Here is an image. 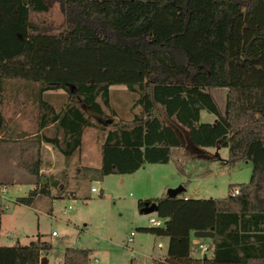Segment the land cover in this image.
Segmentation results:
<instances>
[{
	"label": "trees",
	"instance_id": "obj_1",
	"mask_svg": "<svg viewBox=\"0 0 264 264\" xmlns=\"http://www.w3.org/2000/svg\"><path fill=\"white\" fill-rule=\"evenodd\" d=\"M57 1L64 22L44 29L30 21L32 13L48 11L44 0H0V99L6 83H23L39 110L38 131L55 130L43 142L65 159L80 152L86 129L97 128L102 177L170 163L182 144L154 115L155 105L162 106L188 129L194 146L227 148L230 167L250 162L253 170L250 181L230 185L224 199L185 200L183 187L175 197L139 201L142 213L156 204L165 221L163 229L139 230L169 239L166 256L150 264H264L258 196L264 173V0ZM115 86L138 94L131 121H116L110 100ZM212 88L228 89L224 114L208 92ZM57 91L65 95L58 111L43 100L45 92ZM86 109L102 121L94 124ZM202 111L216 121L202 123ZM5 127L0 112V134ZM28 170L38 179L37 165ZM40 194L48 193L37 181L15 202L31 206ZM197 231L215 234L211 258L192 257ZM51 249L40 240L0 246V264H43ZM91 253L66 248L63 264H86Z\"/></svg>",
	"mask_w": 264,
	"mask_h": 264
},
{
	"label": "rangeland",
	"instance_id": "obj_2",
	"mask_svg": "<svg viewBox=\"0 0 264 264\" xmlns=\"http://www.w3.org/2000/svg\"><path fill=\"white\" fill-rule=\"evenodd\" d=\"M44 2L48 11L32 13L30 21L44 29L61 25L64 15L58 1ZM24 86L16 81L6 83L0 99V112L6 120L4 134L0 135V246H26L38 240L48 242L52 246L47 256L49 264H63L66 248L91 250L86 264H130L133 256L138 259L136 264H146L148 259L143 254L167 251L168 243L166 245L164 239L139 230L151 228L150 217H157L156 213H142L139 201L167 196L179 187H184V196L194 201L224 199L230 185L250 181L252 164L240 163L232 168L227 162L228 149L194 147L188 129L176 118L170 119L158 104L155 114L176 131L182 143L181 148L173 149L170 163L148 164L132 175L102 177L98 173V129H86L80 152L65 159L42 140L43 136L53 137L54 128L49 127L38 134L39 110L26 97ZM208 92L224 114L228 89L212 88ZM110 93L111 105L118 112L116 121H131L130 108L138 94L129 92L124 86L111 87ZM53 95L49 102L55 106L63 103V92L57 91ZM102 110L109 116L107 109ZM135 112L140 113V108ZM212 118L215 116L211 114L204 116L206 122ZM91 121L100 123L92 116ZM33 165L41 171L38 179L28 170ZM37 181L38 187L48 192L49 199L63 194L62 199L54 202L52 212L48 211L49 204L45 201H37L33 207L15 202L16 197L28 195L29 187L23 185L15 193L10 185L14 182L35 184ZM91 186L98 190L102 188V192L91 193ZM3 189L5 192L1 191ZM258 196L264 207V173ZM69 206L71 210L68 211ZM52 232L55 236H51ZM132 233H135L133 243H129ZM195 241L193 237L191 253L204 258ZM202 242L211 248L207 255L211 256L213 239ZM159 243L164 245L162 250L157 247Z\"/></svg>",
	"mask_w": 264,
	"mask_h": 264
},
{
	"label": "crops",
	"instance_id": "obj_3",
	"mask_svg": "<svg viewBox=\"0 0 264 264\" xmlns=\"http://www.w3.org/2000/svg\"><path fill=\"white\" fill-rule=\"evenodd\" d=\"M54 94V92H45L44 94H43V100H45L46 102H48L52 107H54L57 111L58 110H60L61 108H62V105H63V103H61V104H58V106H55V105H53L51 102H49V99H50V97L51 96H55V95H53ZM57 96H59V95H57ZM155 111H156V105H155ZM155 111H154V114H155ZM211 114V113H208L207 111H202L201 112V122L202 123H214L215 121H216V116L214 115V114H211V115H214L215 116V118H212V120L211 121H209V122H206L205 120H204V116H205V114ZM2 114V113H1ZM3 115V114H2ZM155 116H157V117H159V118H161V116H158V115H156L155 114ZM3 118H4V120H5V117L3 116ZM170 118V117H169ZM173 118H175V117H173ZM173 118H170V119H173ZM162 119V118H161ZM163 120V119H162ZM164 121V120H163ZM165 123H166V121H164ZM5 124H6V120H5ZM167 124V123H166ZM168 125V124H167ZM169 126V125H168ZM49 127H52L53 128V126L52 125H50ZM48 127V128H49ZM169 127H171V126H169ZM48 128H45V129H43V130H40V131H38V134L39 135H41L42 134V132H44L45 130H47ZM172 128V127H171ZM173 129V128H172ZM174 130V129H173ZM175 131V130H174ZM176 132V131H175ZM177 134V133H176ZM0 135H2V134H0ZM178 136V135H177ZM181 141V140H180ZM46 144V143H45ZM182 144V143H181ZM48 145V144H47ZM51 146V145H50ZM194 146V145H193ZM194 147H196V146H194ZM198 148H201V147H198ZM211 148H215V147H211ZM227 149V148H226ZM247 163H250V162H247ZM169 164V163H168ZM251 164V163H250ZM146 165H148V164H146ZM145 165V166H146ZM156 165H160V164H156ZM167 165V164H166ZM144 166V167H145ZM41 173V171L38 169V176H39V174ZM35 177V176H34ZM98 182V181H97ZM23 185H27L28 187H29V190H28V192H27V194L29 193V191H32V190H34L35 189V187H36V183L35 184H29V183H18V182H14V184L13 185H10L9 186V188L10 189H13V190H15V193H18L19 192V189L23 186ZM92 187V186H91ZM91 187H90V189H91ZM67 188H68V186H67ZM2 191V190H1ZM91 192V191H90ZM100 193L102 192V188H100V191H99ZM185 192H186V190H185ZM48 193V192H47ZM41 195V194H40ZM40 195H38L37 197H35V199H34V202H33V204L31 205V206H27V207H33V205L37 202V201H45V202H47L48 204H49V208H48V211H50V212H52V207H53V204H54V202L56 201V200H58V199H62L63 198V194H61L60 196H55L56 198H54V199H49V197H48V194L47 195H43L42 196V198H38ZM14 196H15V194H14ZM23 197H26V196H23ZM23 197H16V199L17 198H23ZM59 197H61V198H59ZM183 198H187V196H182ZM44 198V199H43ZM158 198H160V197H158ZM151 199H157V198H151ZM145 200H150V199H145ZM191 200V199H190ZM200 200H203V199H200ZM144 201V200H143ZM18 205H20V204H18ZM154 214V213H153ZM52 233H54V232H52ZM51 233V234H52ZM52 236V235H51ZM55 236V235H54ZM155 236H157V235H155ZM157 237H159V238H161V239H164V241H165V244L167 245V243L169 242V239L168 238H166V237H161V236H157ZM193 237H194V234H193ZM134 238V237H133ZM195 238V237H194ZM197 241H198V239L196 238V241H195V243H196V246H197ZM130 243V242H129ZM133 243V242H132ZM213 243H214V240H213ZM159 245H161V247H159ZM158 249H160V250H162L163 249V247H164V245L163 244H161V243H159L158 244ZM167 247V246H166ZM198 247V246H197ZM213 248H214V244H213ZM168 251V250H167ZM167 251H159L157 254H143L144 255V257H146L147 259H148V262L147 263H150L152 260H155V261H160V260H162L165 256H166V254H167ZM191 255H192V257L193 258H197L194 254H192L191 253ZM47 256H48V253L46 254V256H45V258H46V262H47V264H49V262H48V259H47ZM213 256V250H212V255L211 256H205V257H208V258H211ZM202 259V258H201ZM137 257H135V256H133L132 257V259H131V261H130V264H136L137 263ZM139 262V261H138Z\"/></svg>",
	"mask_w": 264,
	"mask_h": 264
},
{
	"label": "built area",
	"instance_id": "obj_4",
	"mask_svg": "<svg viewBox=\"0 0 264 264\" xmlns=\"http://www.w3.org/2000/svg\"><path fill=\"white\" fill-rule=\"evenodd\" d=\"M90 191H91V193L98 194L100 190H98L95 187H91ZM2 192H5V190L3 189ZM237 194H239V191L235 190L234 195H237ZM185 200H188V198L185 197ZM67 210L68 211L71 210V206H69ZM149 224H150L151 228H162L165 225V221L163 219L158 218V217L151 216L149 219ZM51 235L54 236L55 233H52ZM134 236H135V233H132L131 237L129 239L130 243L133 242ZM197 246H198V249L201 251V253L204 254L205 256H207L211 252V248L207 244L202 242L201 239H198ZM159 247H161V245H159ZM146 264H150V263H146Z\"/></svg>",
	"mask_w": 264,
	"mask_h": 264
},
{
	"label": "water",
	"instance_id": "obj_5",
	"mask_svg": "<svg viewBox=\"0 0 264 264\" xmlns=\"http://www.w3.org/2000/svg\"><path fill=\"white\" fill-rule=\"evenodd\" d=\"M86 112L91 115L92 117L96 118L99 122L102 121L101 117L93 114L89 109H86ZM106 123H110V120L105 121ZM184 191L183 187H179L178 189H175L170 192V196H178ZM153 213H157V206L156 204L151 205L148 209L145 210L144 214L150 215ZM194 237L201 240H208V239H214L215 234L212 231H197L194 233ZM43 264H47V262H44Z\"/></svg>",
	"mask_w": 264,
	"mask_h": 264
}]
</instances>
